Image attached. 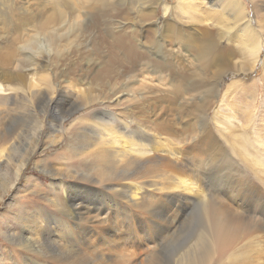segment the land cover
<instances>
[{"label": "bare ground", "instance_id": "bare-ground-1", "mask_svg": "<svg viewBox=\"0 0 264 264\" xmlns=\"http://www.w3.org/2000/svg\"><path fill=\"white\" fill-rule=\"evenodd\" d=\"M250 1L253 4L255 27L249 22L242 0H221L222 8L227 9L231 15V26L223 28L221 25L220 32L214 35L207 23L203 24L207 13L199 16L201 25L191 27V30L180 21L178 15L190 10V0H176L171 5L162 3V0H112V3L109 0H89L114 11L121 9L130 19L129 22L116 18L111 21L119 30L129 25V31L124 30L115 38L124 58L118 59L120 61H115V64L119 76L125 81L115 88L109 87V92L103 96H80V102L74 100L78 97L72 99L58 87L51 88L50 74L47 85L49 92H61L56 98L51 95L41 100L39 97L45 96L43 93H38L35 98L34 94L30 96L29 92H25V89L31 91L32 88L24 86L27 85L26 72L38 70L42 65L46 67L52 56L58 58L55 53L57 51L65 59L85 54V57L81 56L84 58L83 63L88 66L95 63L97 49L90 45L91 40H79L83 38L86 29L94 24L92 15L85 10L56 11L57 24L52 32L28 33L27 37L19 41L17 47L23 57L22 61L30 66L21 67L23 71H17V66L12 68V72L0 70V93L10 89L13 95L4 99L3 104L6 101L8 103L4 107V114L0 116V171L5 166L6 173L13 172L9 179V191L17 185L25 165L35 154L32 139H36L43 128V119L38 120L36 111L40 109L45 114L50 107L45 134L54 143L56 140L53 135L59 131L56 128L58 124L86 105L97 102L102 104L106 100L116 110L123 104L129 107L128 112H124L121 107L120 113L107 114L106 118H102L101 114L105 113L102 108L93 109L76 119L63 144L66 155L58 153L56 156L57 161L64 158L76 161V169L69 170L73 174L54 172L61 161L58 166L43 158L35 162V166L52 181V188L61 194L60 198L55 195L47 199L54 207L53 211L41 207L29 209L24 205L18 212L15 218L17 231L8 234V237L9 241L16 242L19 249L26 253L28 262L25 264H116L105 260L104 257L109 256L92 239L95 236L97 242L108 243V235L116 233L109 217L101 220L94 214L106 210L102 208L106 205L104 200L100 205L93 201L97 192L104 191L115 192L107 196L118 206L117 209L110 207L108 199L102 195L111 214L123 212L132 216L142 227L146 225L151 230L152 233H147L145 237L147 249L151 251L147 264H211L224 258L242 238L255 231L264 232V195L260 194L253 206L250 200L252 187H244L243 180L242 183L233 180L239 176V164L234 156L245 160L248 153L247 139L240 133L233 136L236 127L239 129L240 125L236 123L234 127L230 126L232 123L219 113L220 107L216 103L217 97L221 95L220 86L221 83L223 85L224 77L252 70L259 56V33L264 37V13L259 12L264 10V0ZM158 7L163 12L161 17L155 15ZM102 13L98 10L95 15ZM7 14V11L0 10V18ZM231 30L237 33L236 39L230 36ZM145 31L152 32L151 39L142 42L140 37L144 36ZM225 38L227 42L223 45ZM2 39L0 36V41ZM59 41L63 42L61 48H58ZM138 44L143 47V51L137 49ZM176 52L188 61L184 67H189L178 74L182 80L178 79L174 86L181 103L183 99H188L179 108L177 117L178 124L188 120L191 122L189 129L180 128L183 131L182 137L181 134L169 131L165 124H153L145 117H135L138 111L147 112L142 101L148 87L138 77L139 74H151L148 76L157 82L173 83L177 69L170 59L176 60ZM237 52L243 59L239 62L240 66L237 60H233ZM153 55L165 62L155 64L158 60L154 61ZM125 58L133 61L131 66L122 65ZM171 83L168 85L173 86ZM235 83L239 82L232 80L226 87ZM61 102L64 105H60ZM215 103L216 109L210 115L209 109ZM59 105L61 109L55 107ZM122 116L128 121L122 120ZM26 118L27 121L22 120ZM227 127L234 130L222 134ZM90 130L101 131V135L86 136V131ZM102 134L106 138H102ZM39 138L38 143L42 140ZM258 142L264 146V139ZM44 143L41 141L42 146ZM237 143L243 145L241 150L237 148ZM24 148L26 154L23 153ZM259 165L263 167L264 162L260 161ZM194 167L199 171L200 168L209 169L207 175L213 183L206 181L210 184L204 185ZM161 168L164 173L160 172ZM121 170L126 171L119 172ZM187 171L190 173H183ZM257 181L261 185V181ZM162 182L165 185L162 186ZM253 185L257 186L256 183ZM192 203H198L200 217L194 218L191 215L192 219H188L190 222L186 226L190 231L185 232L184 228L180 234H176V237L182 236V240L177 244V249L167 253L165 240L170 232L177 229ZM50 219L52 222H49ZM173 237L171 239L174 240Z\"/></svg>", "mask_w": 264, "mask_h": 264}, {"label": "rangeland", "instance_id": "rangeland-1", "mask_svg": "<svg viewBox=\"0 0 264 264\" xmlns=\"http://www.w3.org/2000/svg\"><path fill=\"white\" fill-rule=\"evenodd\" d=\"M85 1L87 2H84V0H0V10L8 12L6 17L0 18V36L3 37L2 41H0V70L3 69L5 72H12L14 70L12 68H16V66L18 67L17 71H23L24 69H21V67L24 68L25 66H30L29 64L27 65V62H25V64L22 61L23 57L21 54H19L17 47L19 45V41L27 37L28 33L31 34L36 32L38 34H48L52 32V30L55 28V25L57 24L55 23L57 19L55 16L56 11L69 10L78 12L79 10H85L88 11L93 18L94 24L86 29V32L83 34V38L79 40H91L90 45L97 49V59L95 63L89 66L83 63L84 58L82 59L81 56L85 57V54L82 55L80 53L81 56L79 57L74 56L65 59L62 58L60 52L57 51L55 53L57 54L58 58L52 56V60L49 64H47L46 67L42 65L43 67L41 66V68H38V70L26 72L27 85L25 86L27 87L24 86V88H32L31 91L25 89L26 93L29 92L28 95L34 94V97L37 98L38 93H43L45 96L40 95L39 99L44 100V98L46 99L51 95L53 98H56L58 93L62 92L63 94L70 95L72 99L78 97V99L74 100L76 102H80V96H103L105 92H109V87L115 88L114 86H119L120 83L125 81L122 76H119V69L115 64V61H120L118 59L123 58V55L119 50L118 43L115 42V38L124 30L129 31V25L123 27V30H119L116 28L117 25L114 27V23L111 21L112 19L116 18L122 22H129L130 19L128 18L125 11L123 12L121 9L114 11L112 8L105 7L96 2L91 3L89 0ZM190 1L191 4L189 5L191 6L189 11L187 5L185 6L187 7L186 10L189 13L185 12L184 14L181 13L178 15L180 17V21L185 23L187 28H190V30L191 27L195 28L201 25V18L199 16H201V14H204L205 16L206 13L208 17L206 15V17L203 19V24L207 23V26L214 35L220 32L219 28H221V25L223 28L226 26H231V15L227 9L222 8V4H220L221 0ZM242 1L244 3V8L249 22L253 27H255L256 20L254 18L252 2L250 0ZM109 2L112 3V0H109ZM175 2L176 0H162V3H168L170 5ZM102 9H104V11ZM98 10L103 13L97 16L95 13ZM155 13L156 17H161V15H163L161 7H158L155 10ZM259 13H264V10H261ZM170 17L171 15L169 14L168 18ZM262 23L264 24L263 17ZM233 30H231L230 36H234V39H236L235 36L237 33ZM259 34L261 38L260 53L253 69L240 74L226 75L223 79V85L221 83L220 86V88H222L221 95L217 97V101L215 100L220 107L219 113L223 115L226 120L232 123L230 126H233V124L236 125V123L240 125L239 129L236 127V131H234L233 136H236L237 133H240L241 135L243 134L247 139L246 146L248 147V153L245 155V160L238 159L234 156L236 162L239 164V176L233 178V180L236 183L239 181L242 183L241 180H243V184L245 185L244 187H252L253 193L250 200L252 201L251 204H253V206H255V202L260 197V194L264 195V166L262 167L259 165L260 161L264 162V146L258 142L261 139H264V72L261 73L263 71L264 64V37L261 35V33ZM151 35V31L144 33V36L140 37L141 41L143 42L147 39H151ZM159 35L160 34H157V36ZM226 42L227 39L225 38L223 40V45H226ZM58 43V48H61L63 42L59 41ZM141 47L142 46L138 44L137 49H139V51H143V47ZM51 48L54 49V47ZM62 48H64V46ZM62 50L64 49H61V51ZM182 53L184 54V51H182ZM175 54L177 55L176 60L170 59V62H172L177 69L174 72L175 82H157L154 80V78L148 76L151 74L144 73L145 75L143 76L139 74L138 77H141L140 79L142 82L148 87L145 89L144 93L146 97L142 101L144 102L147 112L143 113L138 111L134 113L135 117H145L147 120H151L153 124H165L169 131L175 134H181L182 137L183 131L180 130V128H183L184 130L189 129L191 127V122L188 120L187 122H180L178 124L177 117L180 111L179 108L184 106L183 103L188 101V99H183V103H181L180 100H178L179 96L176 93V88L174 86L180 79L182 80L181 75L179 77L178 74L184 72L183 70L189 67H184L187 65L186 62L188 61L183 59V55H181L179 52H176ZM136 57L137 55L135 58ZM153 58L154 61L158 60L155 62L157 65H161L160 63L163 64L165 62L157 56H154ZM126 60L128 59L125 58V62H123L122 65L131 66L133 61ZM233 60H237L236 63L238 66H240L239 62H241L243 59L240 57L239 52H237V54L234 53ZM126 63H128V65ZM233 68L235 67H232V69ZM49 74L51 78L49 77ZM48 77L50 78V87H58L60 88L61 92H59L60 90H56L55 93L49 92V87L47 86ZM232 80L238 81L239 83H235V85L227 88L226 84L228 85ZM169 83L173 84V86L168 85ZM38 85L40 87L42 86L43 88H40ZM36 86L39 88H36ZM183 94L185 95L184 90ZM9 96H13L10 89L4 90L0 93V116L4 114L3 110L4 107L6 108L8 101H6L5 105L3 103ZM103 101L104 103L102 104L101 102H97L86 105L82 107V109L73 112L72 115L67 116L61 123L58 124L59 127H56L59 128V131L54 132L55 135L53 136L56 140L54 143L50 142L47 138V135L45 134L48 125L50 107H48L49 109L47 108L48 111L46 109L45 114L44 111L40 109L36 111L38 120L43 119V128L38 132L36 139H32V144L35 146V154L31 156L30 160L25 165L24 172L19 177L17 185H15L10 191L8 187L10 186L9 179L12 177L13 172L11 171L10 174H8L9 172L6 173L7 170L5 166L2 168L3 171H0V264H14L15 262L17 264H25L28 262L26 253L19 249L16 242L9 241L8 237V234H12L13 232L17 231V222H15V218L17 217L21 208L24 205H27V208L29 209L41 207L42 209L53 211L54 207L50 205L47 199L55 195L59 197L61 194L60 191L58 193L52 188V181H50V179L45 176V174L40 171L37 166H35V162L43 158L47 161H51V163H57L55 166H58L59 162L61 161V165H59V167H57V171L54 172L60 173L62 175L73 174L69 170L76 169V161L70 158H64L60 161H57L56 156L58 153L61 155L62 153H65L63 152V144L66 137H68V134H70L72 125L76 122V119H78L80 115L87 114L90 110L98 108H102L105 112L101 114L102 118H106L107 114H112L113 112L120 113L122 110L121 107H123L124 112H128L129 110V107L126 106V103V105L123 104L119 109L116 110L112 107V105L107 104L105 102L106 100ZM216 103L211 109H209V105L207 106L210 115H212L216 109ZM60 105L64 104L61 102ZM60 105L55 107L61 109L62 106ZM120 118L122 120H126V122L128 121L124 116ZM22 120L27 121V118ZM232 130H234V128L232 129L227 127L226 129H223L222 134L229 133ZM98 133L101 135V131L90 130L86 131L85 135L89 137H97ZM38 136H40L39 139H42L41 141L45 142V145L42 146L41 141L38 143ZM101 137L106 138L105 134L104 136L102 134ZM237 148L241 150L243 145H241V143H237ZM23 153L26 154L25 148L23 149ZM175 156L177 157V155ZM177 158L179 159V157ZM66 165H69V167L66 168ZM194 168L196 169V167ZM196 170L198 171V174L200 175L204 185L210 184L209 182H207V184L206 181H211L213 183L210 176L207 175L209 169L203 170L200 168L201 171H199V169ZM122 171L126 170H121L119 172ZM160 172L164 173L163 168L160 169ZM183 173L188 174L190 171ZM222 173L224 175V171ZM191 175H194V173ZM162 178H164V176H162ZM257 180L261 181V185ZM254 183H256L257 186H254ZM163 185L165 184L162 182V186ZM113 193L115 192H97V196H95L96 199L93 201L99 203L100 205V203L104 200L106 205L102 208H105L106 210L102 212H95L94 214H96L99 218H102L101 220L109 217V219L112 221L113 228L116 230V233L108 235V243L97 242V237L95 236H93L92 239H94L95 243L98 244V248L105 251L107 253L106 255L109 256L104 257L107 262H114L116 264H147V262H149L151 251L147 249L145 237L147 233L152 232L148 226L147 228L146 225L142 227V225L135 222L132 216H129L123 212H114L111 214L110 210L107 209L105 197L108 199L109 206L117 209L118 206L114 204L113 201L107 196H110ZM179 193L181 194V192ZM103 194L105 195L104 199L102 196ZM197 210L198 203H192L188 208V211L184 214V217H182L177 229L168 234L165 240L167 253L177 249V244H179L182 240V236L180 239L179 237H176V234H180V231L184 228L185 232L190 231L186 226L188 225L187 222H190L188 219H192L191 215H193L194 218L200 217V212ZM49 222H52V220L50 219ZM173 235L174 240L171 239ZM111 246L113 247L111 248ZM35 256L38 257V255ZM211 264H264V232L255 231L254 234L242 238V240L237 242L234 245V248L231 249L229 253L224 256V258L213 261Z\"/></svg>", "mask_w": 264, "mask_h": 264}]
</instances>
